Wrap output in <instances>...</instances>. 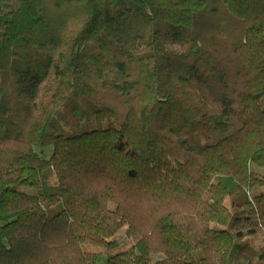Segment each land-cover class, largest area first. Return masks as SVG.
<instances>
[{
  "label": "trees",
  "instance_id": "1",
  "mask_svg": "<svg viewBox=\"0 0 264 264\" xmlns=\"http://www.w3.org/2000/svg\"><path fill=\"white\" fill-rule=\"evenodd\" d=\"M0 4V264H264V0Z\"/></svg>",
  "mask_w": 264,
  "mask_h": 264
},
{
  "label": "rangeland",
  "instance_id": "2",
  "mask_svg": "<svg viewBox=\"0 0 264 264\" xmlns=\"http://www.w3.org/2000/svg\"><path fill=\"white\" fill-rule=\"evenodd\" d=\"M1 7V4H0ZM36 152L39 155L44 156L45 158H50L52 155V149H36ZM254 175L252 179V191L258 190V189H264V172L260 169H254ZM127 228H123L120 230V232L112 239V241H115L118 243V246L116 249L111 251V254L117 255L120 254L123 251H128L131 249L134 245V241H131L126 234ZM99 239L100 237L98 234L89 235L87 236V239ZM252 243L256 248H259L261 246H264V234H261L259 237L252 239ZM96 252H101L103 255V258L106 259L107 252L100 248L99 246H96L94 249ZM237 264H248L246 261L238 262Z\"/></svg>",
  "mask_w": 264,
  "mask_h": 264
}]
</instances>
